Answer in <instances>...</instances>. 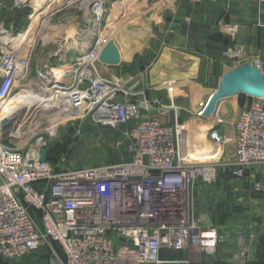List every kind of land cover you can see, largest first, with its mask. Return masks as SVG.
<instances>
[{
	"label": "built area",
	"instance_id": "obj_1",
	"mask_svg": "<svg viewBox=\"0 0 264 264\" xmlns=\"http://www.w3.org/2000/svg\"><path fill=\"white\" fill-rule=\"evenodd\" d=\"M4 1L36 11V0ZM89 5L96 9L94 21L102 10L104 16L101 4ZM92 24L78 29V39L84 37L73 46L88 42L90 51L58 80L52 72L59 62L50 59L54 51L34 67L37 39L27 36L17 45V36L3 39L0 25V107L10 97L24 96L0 118V260L42 248L51 250L56 264H156L167 250H183L193 260L214 253L224 234L204 203L218 183L217 167L230 168L235 181L250 178L256 190L264 189L257 177L258 167H264V98L247 95L242 101L232 138L216 126L223 122L219 117L206 130L220 153L233 140L234 160L196 158L186 149L188 123L179 120L181 109L159 110L164 119L175 113L174 122H164L152 114L156 109L138 82L101 73L105 42L87 38ZM236 32L231 26L232 42L224 54L239 65L246 51ZM251 62L262 68L260 59ZM166 83L173 93L174 81ZM207 103H199L196 116L205 117ZM90 122L122 127L125 157L77 169L52 163L48 142L67 124ZM43 148L46 160L41 159ZM240 255L242 249L234 258Z\"/></svg>",
	"mask_w": 264,
	"mask_h": 264
},
{
	"label": "crops",
	"instance_id": "obj_2",
	"mask_svg": "<svg viewBox=\"0 0 264 264\" xmlns=\"http://www.w3.org/2000/svg\"><path fill=\"white\" fill-rule=\"evenodd\" d=\"M165 1L171 7V19L173 17L176 25L173 28L172 20H165L163 10H167L166 6L164 5V8L161 3L156 5L158 14L155 23H159L160 31L165 29L167 32L159 47L157 60L146 79L145 76L138 79L124 69V66L136 63L135 56L138 52L150 48L156 41L157 35L150 32L146 25L136 28V32L129 31L134 38L126 40L125 44H120L115 39L121 51L122 61L119 65L102 63L100 70L104 76L121 75L129 79L130 83L138 82L139 89L156 84L161 99L165 97L162 93H168L160 83L166 79H175L173 103L180 105V115L186 111L190 117L194 116L199 103L209 101L218 87L220 78L229 68L235 66L232 59L224 54L232 42L230 27L233 25L237 27L236 40L244 44L249 54L261 60L264 70V3L259 0H203L195 4L184 0ZM242 98L243 96L238 94L221 100L214 115L205 116L211 118L207 127L216 124L219 117L223 122L216 126L232 138ZM228 112L232 116L226 121L223 113ZM152 114L162 117L155 111ZM173 114L174 112H171V116ZM234 153L235 145L232 140L220 156L234 160ZM257 177H264V167L257 169ZM221 178L223 179L219 183L216 197H206L204 209L211 222L222 230L224 242L212 254H202L195 260L189 255L188 259L181 258V264H264V197L251 195V182H236L233 173L232 189L226 185L225 177ZM224 186L232 191V197L228 190H224ZM239 249L244 251V255L235 259L234 254ZM167 251L163 253L166 259L176 256L173 252V256L165 254ZM33 255L23 258L21 264H40L39 260L32 258Z\"/></svg>",
	"mask_w": 264,
	"mask_h": 264
},
{
	"label": "rangeland",
	"instance_id": "obj_3",
	"mask_svg": "<svg viewBox=\"0 0 264 264\" xmlns=\"http://www.w3.org/2000/svg\"><path fill=\"white\" fill-rule=\"evenodd\" d=\"M38 2L40 7H43L42 9H38V11H35L30 7H13L9 2H0V25H2L3 34L9 33L12 36L19 35L20 32L29 29L32 20L37 16L34 20V26L36 29L32 28L28 32V36L32 37V40L37 39L33 54L34 67L39 66L42 60L47 59V53L50 50L56 53L55 56L50 58H54V62H60L68 52H72L74 48L73 46L80 44L81 39L84 37L80 36L81 39H78V35L81 33L79 30L87 29V22L91 21L93 23L91 31L94 33L92 35L88 34L87 36L88 38L90 35L92 43H95V41L99 39L104 42L109 39H116L120 44H125L126 40L130 41L134 38L133 35L128 33L129 31H132V33L136 32V28H141L146 25V27L150 29V32H154L157 35L155 39L156 41L153 42V45L150 48H147L143 52L141 51L142 53L138 52L136 54V63L124 66L125 72H130L132 76H135L138 79H141L142 76H145L146 79V75L150 73L151 68L157 60L159 47L165 32H167L165 29L160 31L158 28L159 23H155L157 18L156 15L158 14V9L155 8L156 5L161 3L163 6H166L167 10H163L165 20L170 21L173 19V17L171 19V7H169L165 0H36V3ZM95 2L98 5L101 4L105 9L104 16L102 14L103 17L100 16L102 18H96V20L99 19L96 24H94L96 9H91L92 6L89 5L90 3L93 4ZM48 13H52V16H50L49 19L44 17L45 14ZM44 19L46 20L43 24ZM171 23L176 24V21L172 20ZM42 25L43 29L40 30ZM170 30L175 31L171 28ZM76 31L78 33L75 35L73 41H71L69 37L70 35L75 34ZM84 35H86V32ZM245 51L246 56L243 63L258 59L249 54L246 47ZM58 56H60V58H58ZM171 80L173 81L175 79H166L164 82L162 81L163 83H160V86L165 87L168 85L166 82ZM175 84L176 83H174V85ZM151 85L145 88L144 92L149 100H153L152 104L154 106L178 105L173 103V93L170 94L166 92L168 95L162 93L165 97L164 99H161L160 91L156 89L158 85ZM246 98L247 95L245 94L243 95L242 100L244 101ZM155 112L157 115L160 113L159 110H155ZM174 114L171 118L167 119L160 117L164 122H174ZM223 115L226 121L230 120L232 116L229 112L226 114L223 113ZM178 118L180 121L188 123L186 149L189 150L192 156L199 159L214 160L216 163L231 160L227 157L223 158L220 156V152H218L208 140L206 130L208 128L207 123L210 122L209 120L211 118L208 119L204 116L199 117L196 115L190 117L186 111H183L182 115H179ZM193 144L201 145L202 147L204 145V151L198 153L200 149L197 148L194 150L192 146ZM48 145H50V161L59 166L60 169H77L100 164L117 163L126 155L124 139L122 137V127L116 128L91 122L82 125L81 127L69 124L65 125V127L63 126L59 135L51 139L48 142ZM217 170L219 180L217 185H215L212 197H216L215 195L220 186L219 183L221 179H223L221 177H225L226 185H229L232 189V171L230 168L226 169L224 166L219 165ZM258 178L264 182V177ZM245 180L251 182L250 178ZM222 181L224 182V180ZM239 181L240 180L236 182ZM250 185L249 191L251 195L264 197V189L256 190L252 182ZM224 190L227 191L228 187L224 186ZM227 192H229L232 197V191L228 190ZM56 252L58 253V256H63L62 252L57 248ZM169 252L170 251H167L165 254L170 255L173 252L175 253L173 255L176 256L166 259L163 254L162 262L156 264H181V258L185 257L184 259H188V254L183 250L177 249ZM32 255L34 256L32 258L39 260L40 264H56L57 262V257L51 252V250L45 248L28 253L22 258L16 260L8 261L1 259L0 264H21L23 258Z\"/></svg>",
	"mask_w": 264,
	"mask_h": 264
},
{
	"label": "water",
	"instance_id": "obj_4",
	"mask_svg": "<svg viewBox=\"0 0 264 264\" xmlns=\"http://www.w3.org/2000/svg\"><path fill=\"white\" fill-rule=\"evenodd\" d=\"M99 60L108 65H119L121 63V51L114 39H109L105 43L99 54ZM240 93L264 98V70L253 62H246L233 66L224 73L219 80L218 87L211 95L206 105L204 115L206 117L213 116L221 100ZM143 106H145L144 103ZM153 109L179 110L180 108L173 105H162L154 106ZM4 124V126H6V121H4ZM46 157L47 149L43 148L41 150V159L46 160Z\"/></svg>",
	"mask_w": 264,
	"mask_h": 264
},
{
	"label": "bare ground",
	"instance_id": "obj_5",
	"mask_svg": "<svg viewBox=\"0 0 264 264\" xmlns=\"http://www.w3.org/2000/svg\"><path fill=\"white\" fill-rule=\"evenodd\" d=\"M39 2L36 3V11H38V9H42L43 8V7L42 8L40 7ZM39 11H43V10H39ZM102 14H103V10L100 11V13H99V15L97 17L99 18ZM50 16H52V13L45 14L44 17L49 19ZM35 17H37V16H35ZM35 17L32 20V23H31L29 29H27L26 31H22V32H20L19 35H17V37H16L18 39L17 45H21L23 43V41L26 40V38L28 36V32L32 28L36 29L35 26H34ZM45 20L46 19L43 20V24H44ZM95 21H97V20H95ZM95 21H94V23H95ZM42 29H43V25L41 26V29L40 30H42ZM90 32L92 34L94 33L92 31H90ZM2 37H3V39H5V38H8V39L11 38V36H10L9 33L3 34ZM107 41H105V43ZM87 43L88 42H85L82 46H80V47H78L76 49L73 48V51L72 52H68V54L65 55L60 60V62L54 68V70L52 72L53 75L55 76V78L57 80L58 79H61L63 76H65L67 69L72 68V67H76V64L74 63V61H78V62H82L83 61L84 57H82V56H85L90 51V49H91V48L89 50L87 49V47H88L87 46ZM75 52L78 53V54H76ZM20 97H24V96L23 95H21V96L20 95H17V96H13L12 98L10 97L8 100H6L2 104V106L0 107V118L7 117V115L9 114V111L12 110L17 105L16 103L18 101H20V99H21ZM192 146H193V149L194 150L197 149V148L200 149V151L198 153H202V151H204V149H205L204 145H203V147L201 145H196V144H193Z\"/></svg>",
	"mask_w": 264,
	"mask_h": 264
},
{
	"label": "trees",
	"instance_id": "obj_6",
	"mask_svg": "<svg viewBox=\"0 0 264 264\" xmlns=\"http://www.w3.org/2000/svg\"><path fill=\"white\" fill-rule=\"evenodd\" d=\"M240 94H241L242 96L245 95V94H243V93H240ZM49 159H50V155H49Z\"/></svg>",
	"mask_w": 264,
	"mask_h": 264
}]
</instances>
